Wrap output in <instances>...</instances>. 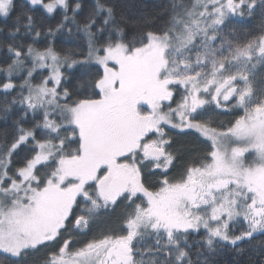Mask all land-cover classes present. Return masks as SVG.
<instances>
[{"label":"snow or ice","instance_id":"snow-or-ice-1","mask_svg":"<svg viewBox=\"0 0 264 264\" xmlns=\"http://www.w3.org/2000/svg\"><path fill=\"white\" fill-rule=\"evenodd\" d=\"M156 7L0 0V264H264V0Z\"/></svg>","mask_w":264,"mask_h":264},{"label":"trees","instance_id":"trees-1","mask_svg":"<svg viewBox=\"0 0 264 264\" xmlns=\"http://www.w3.org/2000/svg\"><path fill=\"white\" fill-rule=\"evenodd\" d=\"M18 2H22V0H18ZM160 2V0H127L128 4V12L134 15H155L157 12L156 5ZM38 23H42L45 28L48 26H54L57 21L60 19L59 16L55 18H42L39 12L35 13ZM7 25L11 24V20L5 21L3 18H0V28H5ZM260 24V17H255L251 24L249 25V30L255 29L259 27ZM2 38V37H0ZM27 43H31V39L28 38ZM48 43H53L57 49H68L72 48L77 52L82 51V42L77 39L75 36H69L66 32L57 34L55 36H44L42 35L39 40H37L34 44L37 48H43ZM4 53L0 52V58H3ZM2 78V77H0ZM186 143L192 144L191 137H182L181 138ZM221 264H230L231 257L229 254H225L224 256L220 257Z\"/></svg>","mask_w":264,"mask_h":264},{"label":"rangeland","instance_id":"rangeland-1","mask_svg":"<svg viewBox=\"0 0 264 264\" xmlns=\"http://www.w3.org/2000/svg\"><path fill=\"white\" fill-rule=\"evenodd\" d=\"M223 119H227V117H223Z\"/></svg>","mask_w":264,"mask_h":264}]
</instances>
